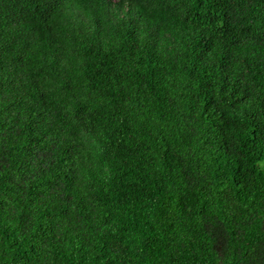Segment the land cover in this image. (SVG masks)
Masks as SVG:
<instances>
[{"label":"trees","instance_id":"trees-1","mask_svg":"<svg viewBox=\"0 0 264 264\" xmlns=\"http://www.w3.org/2000/svg\"><path fill=\"white\" fill-rule=\"evenodd\" d=\"M0 264H264V0H0Z\"/></svg>","mask_w":264,"mask_h":264}]
</instances>
